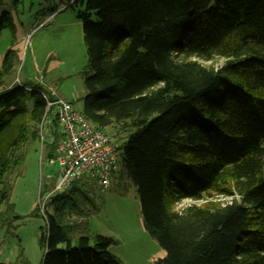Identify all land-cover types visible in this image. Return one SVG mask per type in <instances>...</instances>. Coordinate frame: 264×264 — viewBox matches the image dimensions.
Returning a JSON list of instances; mask_svg holds the SVG:
<instances>
[{"label":"trees","instance_id":"obj_1","mask_svg":"<svg viewBox=\"0 0 264 264\" xmlns=\"http://www.w3.org/2000/svg\"><path fill=\"white\" fill-rule=\"evenodd\" d=\"M84 2L81 111L120 142L142 226L165 251L153 264H264V0ZM14 58L8 50L0 68V206L53 98L38 83L4 86ZM58 137L53 119L47 160ZM89 180L51 196L40 264H123L113 237H69ZM185 198L204 200L175 209Z\"/></svg>","mask_w":264,"mask_h":264},{"label":"rangeland","instance_id":"obj_2","mask_svg":"<svg viewBox=\"0 0 264 264\" xmlns=\"http://www.w3.org/2000/svg\"><path fill=\"white\" fill-rule=\"evenodd\" d=\"M84 9V0H0V21L4 23L0 27V68L4 54L15 51L12 71L1 77L4 86L26 81L42 84L48 91L52 88L56 97L73 101L80 110L86 93L83 71L87 70L80 17ZM3 13L12 27L6 24ZM90 19L95 18L92 15ZM214 61V65L221 63ZM23 152L22 162L8 175V201L0 206V261L40 264L43 215L52 211L48 206L51 197L47 201L42 195L51 190L57 166L46 159V146L40 150L38 142H31ZM89 181L79 183L85 194L78 195L79 212L69 216L72 243L80 235L101 233L114 238L109 250L123 264H153L163 257L164 249L142 226L138 192L120 162L106 189ZM217 197L213 199H229ZM203 200L185 198L174 208L181 210Z\"/></svg>","mask_w":264,"mask_h":264},{"label":"built area","instance_id":"obj_3","mask_svg":"<svg viewBox=\"0 0 264 264\" xmlns=\"http://www.w3.org/2000/svg\"><path fill=\"white\" fill-rule=\"evenodd\" d=\"M51 89L49 93L53 98L45 95V109L39 123V145L42 148L51 139L54 119L59 137L48 161L57 166V171L53 187L42 195V199L48 201L54 193L64 191L81 178H88L102 190L106 189L118 165L120 152L117 144L93 126L71 101L56 97Z\"/></svg>","mask_w":264,"mask_h":264},{"label":"crops","instance_id":"obj_4","mask_svg":"<svg viewBox=\"0 0 264 264\" xmlns=\"http://www.w3.org/2000/svg\"><path fill=\"white\" fill-rule=\"evenodd\" d=\"M68 101H69V100H68ZM80 110H81V109H80ZM41 149L43 150V147H42V148L40 147V150H41ZM54 179H55V174H54V177H53V184H54ZM52 187H53V185H52Z\"/></svg>","mask_w":264,"mask_h":264}]
</instances>
